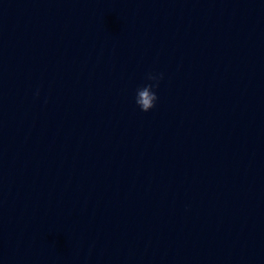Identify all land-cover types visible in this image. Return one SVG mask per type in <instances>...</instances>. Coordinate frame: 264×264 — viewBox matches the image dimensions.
I'll return each mask as SVG.
<instances>
[{
    "label": "water",
    "instance_id": "95a60500",
    "mask_svg": "<svg viewBox=\"0 0 264 264\" xmlns=\"http://www.w3.org/2000/svg\"><path fill=\"white\" fill-rule=\"evenodd\" d=\"M0 264H264V0H0Z\"/></svg>",
    "mask_w": 264,
    "mask_h": 264
}]
</instances>
